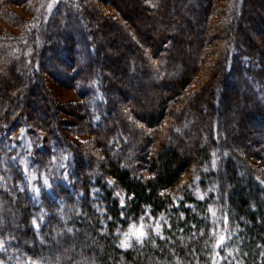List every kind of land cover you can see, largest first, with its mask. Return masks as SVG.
I'll use <instances>...</instances> for the list:
<instances>
[{"label":"trees","instance_id":"trees-1","mask_svg":"<svg viewBox=\"0 0 264 264\" xmlns=\"http://www.w3.org/2000/svg\"><path fill=\"white\" fill-rule=\"evenodd\" d=\"M30 1L0 0V17ZM136 1L55 0L47 17L40 6L49 0H38L31 20L13 17L19 36L0 38V264H63L54 254L70 236L79 238L74 251L97 256L94 264H264V148L246 149L239 132L264 141V13L257 0ZM109 2L134 21L132 36L151 41L145 52L123 32L109 33ZM149 14L153 28L160 22L156 35L143 27ZM194 21L190 58L178 49L186 32L177 27ZM43 74L77 92L85 131L75 136L89 134L88 145L68 138L61 109L50 114ZM135 74L137 91L151 75L150 87L164 85L157 108L145 112L131 98L136 111L116 99L134 93L125 81ZM233 107L239 116L230 130V118L215 112ZM26 137L32 152L21 148ZM188 143L193 157L179 153ZM231 145L245 146V158ZM96 240L98 255L87 248Z\"/></svg>","mask_w":264,"mask_h":264},{"label":"rangeland","instance_id":"rangeland-1","mask_svg":"<svg viewBox=\"0 0 264 264\" xmlns=\"http://www.w3.org/2000/svg\"><path fill=\"white\" fill-rule=\"evenodd\" d=\"M123 2L126 4H129V5H133L137 1L136 0H123ZM39 3L40 2H38V0H32L30 2L25 3L22 6H16V5L10 6L7 17H5V16L0 17V38H6V37H10V36H14V37L19 36L21 29L19 26L14 25L15 22H13V19H14L13 17H19L22 20H31L33 18L34 11L39 8L38 6H40ZM55 3H56L55 0H49L48 3L42 4L40 6L42 13H44V15H46L47 17L49 15H51L52 11L54 10ZM96 3H98V4H95V5H99L103 9V5H101L99 3V1H97ZM109 5H110V2H109V4L106 3V7H104V8L113 10V14H112L111 18L115 20V24L112 25L113 28L111 27L109 33H117L118 31L123 32V34H126L127 37L131 41L135 42L138 45V48L140 49L141 52L142 51L145 52V48H147L149 46V43L151 41L147 42L148 40H146L144 35H142V34L141 35L137 34L136 37L132 36L131 33L129 32L130 31L129 29H132L133 31L135 30V26L133 25L134 21H132L131 18L127 17L126 13H124V12H123V14H119L118 10L121 7H119L118 5H116L117 11H114L115 8H113ZM256 5H257V7H256L257 11L264 13V0H257ZM174 13L176 16V13H177L176 11H174V12L171 11L169 13V15L173 16ZM146 16H151V17H148L149 19L147 20L146 26H143L144 29H145V27H147L150 34L152 32V34L156 35L157 34V26L160 23L159 20L155 22V26L153 28L154 24L151 21V18H154V16H152L151 14L146 15ZM187 19H189V18H187ZM99 20H100L99 24H102V22L104 21V19H102V17ZM138 20H139V18H138ZM197 25H198V22L194 21L193 23L191 22L190 26L177 27L178 29L186 32L185 36L183 38H181V40H179V43L177 45L178 49L183 50L186 53V55H188L190 58H192L194 56V47L195 46L194 45L190 46L192 33H189V30L193 31L194 27ZM70 26H75V24L72 23ZM189 27H190V29H189ZM159 28H160V26H159ZM151 29H153V30L151 31ZM248 29L251 31H254V32L256 31L254 29V26L251 24L248 25ZM77 30H83V28L78 27ZM260 36H262V35L260 34ZM77 37L80 38L79 36H77ZM101 38H104V37L102 36ZM128 38L126 40L122 41L124 44V47H123V45L122 46L119 45V50L116 52L118 55L121 52L126 51L125 46L129 40ZM118 44H120V43L118 42ZM113 48H115V47H113ZM113 48L111 47L110 49H113ZM113 51L114 50H111V52H113ZM136 57H137V54H134L133 56L128 55L127 61L129 62L131 58H136ZM112 71L115 72L116 74L118 73L117 69L116 70L112 69ZM180 72H181V70H180ZM178 74L171 72V75L173 76V78H178V76H179ZM42 76L45 79L44 84L47 87L46 94H43V95L47 98H49V97L52 98V100L55 102V105L53 106L52 110L50 109L51 110L50 114L52 112L55 113L59 109H61L62 111H61L59 116L62 118L64 123L68 122L70 125L68 128V133H66L68 135V138L70 140H72L73 144H75V145H78L79 143L86 144L87 142H88L87 143V145H88L91 142V136L89 134L86 133V136H75V133H77L78 135L79 134L81 135L82 132L85 131V128H82L83 131L78 129L81 127L79 124V120L75 116V114H76L75 107H76V105H79V103H80V99H79L77 92L75 91V89L72 86L70 87L69 85H65L64 82H62V80H59L52 75L47 77V75L43 74ZM130 76L131 77L127 81H125V84H127V86L129 88L133 87V90H135V91H134V93H131V95L128 94L127 97H124V96L116 97L118 102H120V104L121 103L123 104V102L125 104L130 103V106L133 107L134 105L133 104L131 105L130 100H131V98H137L139 100V104L145 110V112L146 111L148 112L151 109H155V107L157 108V106L161 102V97L163 95V92L165 91L164 85H160V87L158 89L150 87L149 84L151 83V81L156 79V77L154 75H151L149 77L144 78V80L142 82L138 83L139 85L142 84V86L140 87L139 91H137V88H135L134 83H136L138 81L139 76L137 74H135V76L134 75H130ZM159 84H160V82H159ZM135 109L133 107V110H135ZM136 111H137V109H136ZM33 113H35L38 116V118H40L41 121L47 120V118H45L44 116H41L36 110H34ZM215 115L217 117H221V116L224 118L229 117L230 122L227 125V127L231 130L232 127L234 125H236L237 118L239 116V107L238 108L237 107L231 108V111L228 114H222L220 112H218V113L215 112ZM143 117L145 119H147V116L144 115ZM76 122L78 123V125L75 127V126H73V124H77ZM114 125L116 126L117 124H114ZM184 129H185V127H184ZM248 129H249V131L253 130L252 128H250V126L248 127ZM71 131H73L74 134H69V132H71ZM239 132L243 138L246 137V144H249V146L247 145L246 149H248V147H249L250 148L249 150H251L254 153L258 149L264 148V141H262L260 139V137H258V136L248 135L247 128L242 127V129L241 128L239 129ZM246 134H247V136H246ZM146 135H147V133H145V132L139 133V135L136 136L135 138H130L129 144L132 146V148L137 146V144H139V140L141 138H144V136H146ZM222 137H223V134H222ZM24 139L21 142V148L25 152H32L33 151L32 147H34V141L32 139H30V137H26ZM182 139H183V137L179 135L176 138L172 139L171 141L174 144L175 142L181 141ZM191 139L194 141L199 140V138L197 136H192ZM222 139L226 140V137H223ZM254 142H256L258 144L253 146V147L250 146V144H253ZM244 147L245 146H243L241 148H239V147L234 148L231 145V148L227 147V149L229 148L231 150V152L236 153L240 158L244 159L245 158L244 153L246 150V149H244ZM193 149H194V146L192 145V143H188L185 145V147L183 149H181L179 151V153L183 157H186V156L193 157ZM91 150H92V148H91ZM86 151H87V149H86ZM116 153L118 154L117 151L115 152V154ZM232 160L237 165V167L241 168L240 163H239L240 161L237 158L234 157ZM258 165H260L261 171L264 172V163H260ZM226 187L229 188V184H227ZM16 219H17V217L11 218L12 222H15ZM85 237L87 238V240H90V241L93 240L92 239L93 237L90 234H86ZM68 241L70 242V245L68 247H64L60 250H56V253L54 254L55 255L54 259L56 260V263H58L59 261H62L63 264H68L67 263L68 260L72 261V260L77 259V261L75 263H72V264H78L81 262V260H83L84 262H87V263L94 264L95 259L97 260V256L94 259L93 257H87L86 256V250H82V251H78V252L74 251L76 249L75 245L78 243L79 238H77L76 236H70ZM98 245H99V242H98V240H96L93 244L90 245V247H87V248L92 249L98 255L99 254V250H97Z\"/></svg>","mask_w":264,"mask_h":264},{"label":"snow or ice","instance_id":"snow-or-ice-1","mask_svg":"<svg viewBox=\"0 0 264 264\" xmlns=\"http://www.w3.org/2000/svg\"><path fill=\"white\" fill-rule=\"evenodd\" d=\"M44 183H45V186L48 185L47 180H45ZM141 220H143V217H141ZM33 224H35V221H33ZM36 226L38 227V225H36ZM137 231H138V237H137L138 239L143 237L144 235H146V233H144V231H143V225H141L140 229H138ZM127 235L128 234L126 233L125 236L127 237ZM124 246H127V245H124Z\"/></svg>","mask_w":264,"mask_h":264}]
</instances>
